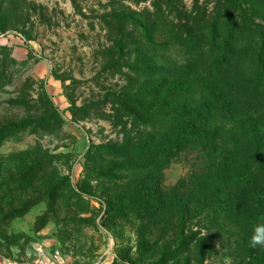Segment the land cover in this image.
<instances>
[{"label": "rangeland", "instance_id": "374dc122", "mask_svg": "<svg viewBox=\"0 0 264 264\" xmlns=\"http://www.w3.org/2000/svg\"><path fill=\"white\" fill-rule=\"evenodd\" d=\"M216 2L0 0V263L60 250L71 264H264L216 207L150 222L117 199L146 174L129 148L180 98L160 64L187 58L182 26ZM189 169L180 157L156 179Z\"/></svg>", "mask_w": 264, "mask_h": 264}, {"label": "trees", "instance_id": "16d2710c", "mask_svg": "<svg viewBox=\"0 0 264 264\" xmlns=\"http://www.w3.org/2000/svg\"><path fill=\"white\" fill-rule=\"evenodd\" d=\"M218 14L185 28V59L160 64L166 94V125L133 148L134 171L145 177L117 197L129 214L149 221L185 219L218 208L242 221L248 257L253 228L264 223V0H217ZM3 83L0 82V88ZM187 157L190 169L173 187L157 175ZM109 209V208H108ZM111 209V208H110Z\"/></svg>", "mask_w": 264, "mask_h": 264}, {"label": "built area", "instance_id": "2783aa9c", "mask_svg": "<svg viewBox=\"0 0 264 264\" xmlns=\"http://www.w3.org/2000/svg\"><path fill=\"white\" fill-rule=\"evenodd\" d=\"M0 264H71L60 250H54L49 257H34L20 260H5Z\"/></svg>", "mask_w": 264, "mask_h": 264}, {"label": "clouds", "instance_id": "9594fccd", "mask_svg": "<svg viewBox=\"0 0 264 264\" xmlns=\"http://www.w3.org/2000/svg\"><path fill=\"white\" fill-rule=\"evenodd\" d=\"M250 244L253 248L257 246L264 247V223L254 226L253 234L250 238Z\"/></svg>", "mask_w": 264, "mask_h": 264}]
</instances>
